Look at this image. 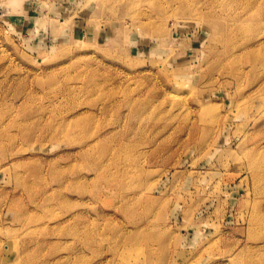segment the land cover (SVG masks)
Here are the masks:
<instances>
[{"label":"rangeland","instance_id":"374dc122","mask_svg":"<svg viewBox=\"0 0 264 264\" xmlns=\"http://www.w3.org/2000/svg\"><path fill=\"white\" fill-rule=\"evenodd\" d=\"M0 264H264V0H0Z\"/></svg>","mask_w":264,"mask_h":264}]
</instances>
